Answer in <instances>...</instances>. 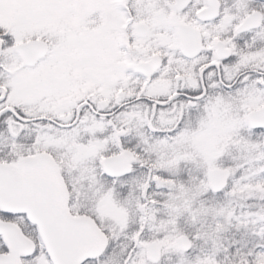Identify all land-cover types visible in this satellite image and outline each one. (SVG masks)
Segmentation results:
<instances>
[{
  "label": "snow or ice",
  "instance_id": "1",
  "mask_svg": "<svg viewBox=\"0 0 264 264\" xmlns=\"http://www.w3.org/2000/svg\"><path fill=\"white\" fill-rule=\"evenodd\" d=\"M0 264H264V0H0Z\"/></svg>",
  "mask_w": 264,
  "mask_h": 264
}]
</instances>
